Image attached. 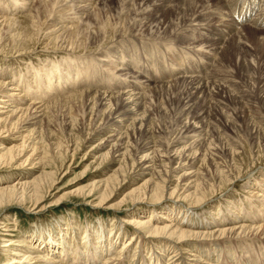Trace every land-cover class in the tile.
<instances>
[{"label":"bare ground","instance_id":"1","mask_svg":"<svg viewBox=\"0 0 264 264\" xmlns=\"http://www.w3.org/2000/svg\"><path fill=\"white\" fill-rule=\"evenodd\" d=\"M210 1L216 9L211 14L232 8L224 0ZM112 2L0 0V217L11 208L39 215L46 212L48 200L58 204L70 194L113 213L111 225L102 220L98 228H86L63 218L52 227L38 226L30 235L19 233L18 237L10 234L15 221L6 217L0 222L6 232L0 236V264H264V145L212 148L209 143L204 147L208 145L194 135L199 134L198 125L189 126L186 120L187 115L194 121L202 119L206 110L200 106V97L207 94V84L193 71H180L173 82L165 83V87L175 85L184 96L181 121L186 123L180 138L167 145L155 141L147 96L155 94L157 80L138 66L139 60L132 64L133 57L122 49L127 44L137 54L140 45L149 55L155 47L172 45L173 51L175 41L170 35L176 29L180 32L174 40H186L191 30L201 31L193 22L208 12L205 0H139L136 28H132L136 44L132 42L135 33L113 19L108 7ZM168 3H173L174 16L180 21L177 26L168 21ZM82 20H86L85 28ZM217 22V32L225 29L227 33L222 34L224 41L236 31L233 24L228 28L225 21ZM147 32L152 35H144ZM198 48L191 50L206 59ZM119 66L120 71L131 73L133 83L116 82L117 76L110 72ZM143 78L147 86L141 83V87L155 89L140 95L137 86ZM184 87L188 91H181ZM229 97L227 101L235 102ZM75 108L89 110L88 116L100 122L99 129L94 134L89 129L87 138H81L73 125L71 139L56 138L48 146L44 123L52 124L59 109L72 116ZM256 126L245 132L251 143L254 135L264 140V130L251 134ZM101 135L108 136L109 151L94 155L87 166L101 176L87 188L56 199L55 186L71 168L69 163L84 139L103 149L107 143L102 145ZM242 180L246 182L243 194L235 191ZM131 185L120 202L112 203L116 194ZM166 201L169 205L163 207ZM68 212L73 217L74 210ZM119 213L126 218L119 220Z\"/></svg>","mask_w":264,"mask_h":264},{"label":"rangeland","instance_id":"2","mask_svg":"<svg viewBox=\"0 0 264 264\" xmlns=\"http://www.w3.org/2000/svg\"><path fill=\"white\" fill-rule=\"evenodd\" d=\"M235 1L236 0H224L226 4L229 3V5H227L226 7H229L228 9H230V7L232 8L230 10L217 11V13L211 14V12L209 11L214 12L216 10L214 9L215 6L214 8L212 6L214 5V3L211 2L210 0H205V3L209 8L207 9L208 12H206L201 16L203 18L197 17L195 19L196 21L193 22V26L198 27L201 31H197V32L195 31L193 33L191 30L192 34L190 35V37L186 38V40H179V39L174 40L175 37L176 38L179 37L177 35L180 32L178 29H176L174 32H172V35H170V37L172 36L171 39L174 36L172 40L175 41V43L173 44V47H175L173 48L174 49L173 51L171 49L172 45L171 46L169 45L168 48L167 47L161 48L162 50L160 48L155 47L156 50L154 49L152 53L149 51L150 54L146 55L145 50L148 49H143V47H140V45H138L139 46L138 53L136 54L135 52L136 48H132L133 49L132 51V49L129 48L127 44H124L126 47L123 45L124 47L122 48L123 51L129 52L128 56L131 55L133 57L132 59H130V62L134 64V62L136 63V60H139L138 66L142 68L144 67L143 69L149 71V74H153L154 75L153 77L155 78V80H157L154 85L155 88L158 87L155 94L148 95L149 97L147 96V99L149 101L148 103L149 114L147 116L151 120V124H152L151 131L153 134L152 137L155 141L159 140V143L161 141L163 145H167L170 144L171 141H173V138L174 139L180 138L179 133H181L184 123H186V121L184 123H182L181 121L183 115L182 114L183 109H181V104L182 102H184L183 100L184 96H182V94L178 92L175 85L172 86L170 85L171 87L170 86L165 87L166 86L165 83L167 82L166 84H168V82L169 83L173 82V80L175 79L174 77L180 71H187V72L193 71V73L190 72L192 75L199 76L205 79V83L207 84L206 86L208 89L207 94L204 97L203 96L200 97V100L202 99L200 101V106L204 108L206 107L205 114L202 113L204 115L203 118L201 119L202 116L199 115L200 116L199 120L194 121L191 115L190 117L188 115H187L188 117L186 116L188 125L196 124L194 126H196L197 128L198 125L199 127L197 129V132L201 135L202 138H200L199 134L198 135L194 134L195 137L198 136L196 138L197 139L199 138L202 142L204 141V143H206L207 145L209 143L210 145L212 144V148H214L215 146L220 148V145H223L226 148L229 145L242 146L241 143L243 144L245 143L248 146L252 144L251 145L253 146L252 148L256 149L258 148V146L264 145L261 144V142H264V140L262 139L260 140V135L259 138L257 135H254V137L256 138L255 141L253 142L255 145H253V143H251L249 137L245 133L246 130L252 125L253 127L254 125H257L258 129L256 130L255 128L251 132V134L256 133V131L258 133L259 130H264V104H263L264 26L262 27L259 26L260 24H263L260 21L262 15H264L263 13L264 0H256L257 4L259 1V4L258 6L257 4L253 5L252 9L253 8L254 9L249 11L248 15L250 16V18L248 17L246 23L243 22L237 23L238 22L237 15L241 13L242 10L244 9V8L242 9L244 0H239L238 5L234 4ZM245 1L252 2L253 0H248V1L245 0ZM137 2L139 3V0H114L111 6H108L110 8L112 7L110 12L112 14L113 19L114 20L116 19L118 21V24H120L119 27H125L127 28L128 32L130 30L133 33H135V35L131 33L134 36L132 42H134L135 44L137 43L135 40L136 29H132V28L133 27L136 28L135 15L137 11L135 10H137L138 8ZM142 5L139 8H141ZM259 6L262 7L260 8ZM124 7L126 9H124ZM234 7H236V9H233ZM170 9L171 10L173 9V3H168L165 10H168L166 12H170V13L172 12L171 15L170 13L167 14L168 21H171L172 24L176 23L175 26H177L180 23V21L177 20L176 18L178 16L176 15L175 17L173 10L171 11ZM247 9L248 8H246V10ZM107 10L108 9L106 7V11ZM180 18H183L182 15ZM220 19L225 21L227 24H229L228 28L232 27V24L233 27H236L235 29L236 31L231 33L230 36H228L227 38H225V41L222 39L224 38L222 34L223 35L227 34L225 29L219 30L217 32V29L220 28L217 25L218 23L217 21H219ZM162 20L164 21L165 19ZM82 24L85 28L86 20H82ZM206 28L212 32L214 30L215 33L208 34L209 31L206 30ZM144 35L151 36L152 34L147 32ZM239 36L241 37L240 40L238 39ZM162 38L163 37H160L159 39ZM146 40L149 41V37ZM221 41L223 42L221 45H219ZM190 43L195 47H199L196 50L203 52L200 53L204 54L205 57L207 58L206 59L202 58L197 53H194L195 51L191 50V48H193L194 46L190 47L189 46ZM234 43L235 45L237 44L238 48L232 45ZM138 44H140L139 41ZM122 49H119L118 53L121 54ZM117 58L118 56H116L115 60H117ZM36 60L37 59H34V61ZM115 60L113 59V61ZM211 60L213 61L212 64H211ZM27 62L28 61H26V63ZM173 64L174 66L177 65V67L175 66L174 70H172V68L174 67ZM119 67L116 70H114V72H110L114 75L113 77L117 76L116 79L118 81L116 82L119 83L127 80L128 82L133 83V80L131 79L132 75H130L129 77V74L131 73L128 72V70L120 71L122 67L120 68ZM134 68L136 67L134 66ZM106 72L107 71H105L104 73ZM117 74L119 75V78ZM145 80L146 79L143 78V80L139 81L140 83L138 82L139 86L137 87L139 90L137 92L140 95L142 93H143L142 95H144L145 92H150L151 90L154 91L155 89L153 86L149 90L145 89L144 86L145 85L147 86V84H145L147 80L146 81ZM141 83L145 85L141 87ZM120 86H126V85H120ZM182 90L183 92L184 91L186 92L188 91V88L184 87L181 89V91ZM216 96H221L223 98L219 100L218 97ZM229 96H231V98L234 99L235 102L232 103L227 101V99L230 98ZM28 105L31 104L28 102ZM23 107L24 109L27 108L26 105ZM88 112L89 110H87L86 108L85 109L75 108L73 115L70 116L71 113L68 111L65 110L61 111L60 109L57 110L54 113L53 123L52 124L51 123L47 124L46 122L44 123L45 128L43 129L44 130L43 133L46 144L48 146L51 145L53 140L55 142L56 138L57 140H61L63 142H66L68 139H71L69 137L70 128L71 129L74 128V130L77 132L76 134L81 135V138H85V137L87 138L89 129L90 132L91 130H93L94 131L93 134H94L96 130L99 129L100 122L98 121L97 124L96 120H94V117L90 118L88 116L89 114ZM73 118L74 121H72ZM71 123L73 124L71 125ZM46 125L48 126V129ZM104 137H106V139ZM102 139H104L102 144L103 146L107 143L106 148H103L104 150L100 148L98 149L96 147L98 143L91 144V142L88 141V139L87 140L84 139L85 143H83L81 150L77 153L74 160L71 163H69L71 164V168H69L67 174L63 175V177H61L60 181L55 186V189L57 188L56 190H54L55 193L54 197H56V199H60L64 195L73 193L77 189L87 188V186H89L94 180L98 179V177L101 176V174L99 173H93L94 170L88 169L87 166L94 160L93 159L94 155H99V153L100 154L107 153L109 151V149L107 148L110 147L107 146L110 142H106L108 136L104 135L102 136ZM72 144L73 142H70V145ZM91 146L95 147L94 150L91 148ZM204 147L208 148L209 145L208 146L205 145ZM204 150L207 149L204 148L202 152H205ZM87 152L89 154L84 158ZM198 156L200 157L199 154ZM174 168H178V166L175 165ZM137 178L139 177H136V179ZM245 183L246 182L244 180L240 181L238 183L237 190L235 191L239 190V192L241 191L240 193L243 194L242 191H244L246 187ZM130 187H132V185L128 186L126 189L116 194L114 196L113 199L114 201H112V203L120 202L124 198L125 194L129 191ZM67 196L69 197L65 198L66 200L61 201L58 204H54L53 203L54 201L48 200V205L46 206L49 207L47 208L46 212L44 211L39 215H36L35 213L32 214L31 212H28L22 208H11L2 218L0 217V222L6 220V217L8 218L11 217V220L15 221V230L11 229L10 231V234L13 235L14 237H18L20 234L23 233L28 236L38 226L52 227L53 225H55L56 221H59L60 219L62 220L63 218H66V221L68 222H70V220L74 222L77 221L78 223L81 224V226L86 228L88 226H90V228L93 227L98 228V224L102 222V220L103 223L105 222L106 224L111 225L110 220L111 222L113 221L111 219L113 218V213L105 212L100 207H94V205H90L86 202H83L82 200L76 198L74 195L70 194ZM166 205H169V202L167 201L164 202L163 207ZM71 210H74L73 217H70L71 212L70 213L68 212ZM116 216L119 217V220H123L126 218L125 213L124 214L119 213ZM118 222H119L118 219H115L113 223L117 224ZM5 234L6 232H2V229L0 227V236ZM121 247L122 246L120 245V248Z\"/></svg>","mask_w":264,"mask_h":264}]
</instances>
